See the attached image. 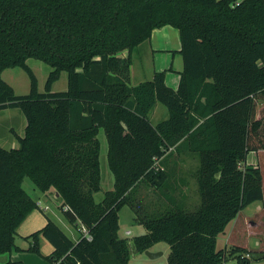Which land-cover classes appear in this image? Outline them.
<instances>
[{"label":"trees","instance_id":"16d2710c","mask_svg":"<svg viewBox=\"0 0 264 264\" xmlns=\"http://www.w3.org/2000/svg\"><path fill=\"white\" fill-rule=\"evenodd\" d=\"M164 25L179 29L178 87L167 83L166 70L131 84L133 50ZM30 57L53 67L45 91ZM17 66L30 76L27 94L2 76ZM63 70L68 86L55 91ZM157 102L170 114L154 124ZM10 107L22 110L26 126L24 135L13 130L19 147L0 145V253L17 247L18 227L39 208L23 186L28 177L42 193L55 188L67 219L92 236L81 227L73 239L48 217L26 238L41 255L40 237L48 239L53 264H128L131 245L119 234L125 204L147 229L134 237L136 250L166 241L169 264L264 258V250L238 245L217 249L229 222L264 200L262 169L248 160L264 149V0H0V112ZM101 129L114 184L99 201ZM173 148L198 155L201 202L188 210L175 195L164 211L144 214L130 193L142 180H166L160 160Z\"/></svg>","mask_w":264,"mask_h":264},{"label":"rangeland","instance_id":"374dc122","mask_svg":"<svg viewBox=\"0 0 264 264\" xmlns=\"http://www.w3.org/2000/svg\"><path fill=\"white\" fill-rule=\"evenodd\" d=\"M166 28H174L178 32V29L174 26H166ZM175 40L179 42V35H176L174 38V43ZM139 50L141 52L139 60L143 68L140 70L144 73V75H147L145 73H149V71L153 69L154 65L160 64L162 56H159L157 52H155L152 57L149 42L141 45ZM28 63L37 76L39 90L45 91L46 81L53 67L47 62L35 57H30L28 59ZM181 63L182 58L177 55L175 64L179 65ZM2 76L4 80H6L14 88L17 94H27L30 92L31 79L28 72L24 68L20 66L6 68L3 71ZM67 86L68 73L63 70L60 78L54 82L52 89L60 91L65 90ZM159 105L163 108L164 114L162 111V113L158 112L156 115H152L150 118L152 121H158L162 117H166L168 113L166 105L161 102ZM25 126L26 117L19 107L6 108V110L0 115V145L7 149L19 147L20 142L13 130L17 134L24 135ZM98 135L101 140L100 160L102 170V189L95 193V197L100 201L103 199L105 191L113 187L114 175L108 163V141L104 130L101 129ZM255 152L256 151L251 152L250 158L254 155L257 157ZM181 155H183V151H181ZM170 156L174 157V153ZM195 156L196 157L192 159V161H188L187 163L190 167H184L183 170H179V173L176 172L175 169L171 170L167 168V178L166 180L160 182L158 186H151L147 180H142L137 183L130 193V201L136 205V209L142 208L141 211L148 215H154L164 211L167 206L172 205L173 202L175 203L172 197L176 199L175 192L178 189L179 184L182 182L183 176H186L189 179L191 178V191L193 193L192 197L195 203L184 206L188 210H195L201 202L198 179L195 172L199 166V158L197 154H195ZM255 161H257L260 165L264 176V150L259 152L258 158ZM181 162L182 161H180V163ZM23 186L31 195L35 197H39L44 194L28 177L25 178ZM51 196V199L55 202L54 205L57 206V203L60 205V198H57L54 194ZM41 202L42 205L45 206L46 203L42 200ZM136 213V210L130 204L123 205L119 212V234L120 236L127 238L131 245V258L128 264H169L168 256L171 248L170 244L166 241L158 242L149 248L152 252H161V254L157 257H150L146 251L139 252L136 250L134 246V237L147 231L146 227L135 219ZM24 229L26 228H23L22 230ZM127 230L129 232H126ZM235 245L254 251L264 250V200L255 201L242 209L238 215L231 222H229L225 230L218 235L217 249L225 247L230 248ZM231 261L234 264L237 263L236 258L231 259ZM251 264H264V258L258 260L254 259Z\"/></svg>","mask_w":264,"mask_h":264},{"label":"crops","instance_id":"0c3cea01","mask_svg":"<svg viewBox=\"0 0 264 264\" xmlns=\"http://www.w3.org/2000/svg\"><path fill=\"white\" fill-rule=\"evenodd\" d=\"M166 26L172 25H164L163 27H158L153 30L151 38L145 40L140 45H138L132 52V64H131V84H137L144 80L152 79L154 76L155 71L157 70H166V81L167 83L172 86L173 88H177L180 82L181 71L183 70V57L180 53L181 49V41H180V34L179 29L178 32L174 28H166ZM176 35H179V42L174 38ZM173 40V42H172ZM150 45V51L153 54L157 52V54L161 57L160 64L154 65L153 69L149 71V73H145L144 75L140 69H143L139 60L141 52L139 50L140 46L144 43H148ZM177 42V43H176ZM128 50H124L122 55H128ZM181 56L182 63L179 65L175 64L176 57ZM154 64V63H153ZM160 102H157L149 113V117L151 118L152 115H156L158 112L163 111V108L159 105ZM6 109L0 112V115ZM167 113V112H166ZM165 113V114H166ZM169 110L166 117H162L158 121H152L154 124L166 119L169 117ZM264 149H260L255 152V155L250 158L251 152L248 154L249 162L257 163L255 161L258 158L259 152ZM108 152V151H107ZM174 153V157L170 156ZM195 153L186 151L183 155L176 152V149L173 148L168 154L163 157L160 161H166L167 167L171 170H174L179 173V170H183L184 167H190L187 165L188 161H192L194 159ZM181 159V160H180ZM180 161H182L180 163ZM180 165L178 166V164ZM190 164V162H189ZM184 165V166H182ZM196 172V171H195ZM263 183H264V176H263ZM180 188V189H179ZM192 183L191 178L189 179L186 176H183L182 182L179 184L178 189L175 192V195L186 204H193L195 203L193 200V193L191 191ZM42 196H39L38 204L39 208L34 209L26 219L21 223L18 227L17 236H16V244L17 247L13 248L9 252L0 253V264H5L9 261L15 262V264H53L46 256L49 255L53 251V245L51 242L46 239L44 236L41 235L40 237V247H41V254H38L34 251L29 250V246L31 244V239L26 238L27 235L32 233L35 230L42 228L48 221V217L53 219L71 238L77 239L81 232V227H83L80 223L74 224L70 222L67 217L64 215L63 211L60 209L58 203L55 206V202L51 199V195L57 196L59 198V193L55 188H52L46 192H43ZM192 199V201H191ZM42 201L46 204L45 206L42 205ZM53 204V205H52ZM46 206L48 208H46ZM23 228H26L22 230ZM83 231V228H82ZM126 232H129L128 230Z\"/></svg>","mask_w":264,"mask_h":264},{"label":"built area","instance_id":"2783aa9c","mask_svg":"<svg viewBox=\"0 0 264 264\" xmlns=\"http://www.w3.org/2000/svg\"><path fill=\"white\" fill-rule=\"evenodd\" d=\"M46 208H48V207L46 206ZM82 228H83V232H84L86 235H88V238H89V239H91L92 236H91V234L89 233V231H88L84 226H83ZM224 264H234V263H232V261L229 260V261H225Z\"/></svg>","mask_w":264,"mask_h":264},{"label":"water","instance_id":"95a60500","mask_svg":"<svg viewBox=\"0 0 264 264\" xmlns=\"http://www.w3.org/2000/svg\"><path fill=\"white\" fill-rule=\"evenodd\" d=\"M146 253L150 256V257H157L161 254V252H152L149 249L146 250Z\"/></svg>","mask_w":264,"mask_h":264}]
</instances>
